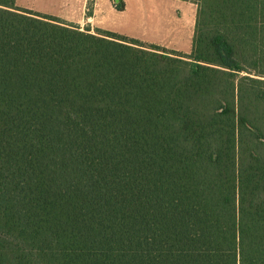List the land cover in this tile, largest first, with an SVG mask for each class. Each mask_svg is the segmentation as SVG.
Instances as JSON below:
<instances>
[{"label": "trees", "instance_id": "obj_1", "mask_svg": "<svg viewBox=\"0 0 264 264\" xmlns=\"http://www.w3.org/2000/svg\"><path fill=\"white\" fill-rule=\"evenodd\" d=\"M199 6L184 53L0 0V264H264V0Z\"/></svg>", "mask_w": 264, "mask_h": 264}, {"label": "rangeland", "instance_id": "obj_2", "mask_svg": "<svg viewBox=\"0 0 264 264\" xmlns=\"http://www.w3.org/2000/svg\"><path fill=\"white\" fill-rule=\"evenodd\" d=\"M36 9H48L59 12L63 0H31ZM66 1V0H64ZM124 1V0H123ZM199 9L200 0H197ZM166 0H132L129 13L124 14L133 22L126 31L129 37L143 41L145 44H160L166 51L179 50L189 52L192 49L196 27V8L193 12L180 11L175 15V8L166 4ZM43 13V12H42ZM50 14V13H46ZM52 15V14H51ZM86 25L84 29H86Z\"/></svg>", "mask_w": 264, "mask_h": 264}, {"label": "crops", "instance_id": "obj_3", "mask_svg": "<svg viewBox=\"0 0 264 264\" xmlns=\"http://www.w3.org/2000/svg\"><path fill=\"white\" fill-rule=\"evenodd\" d=\"M131 1L132 0H63L60 1L62 9L59 12L51 11L48 9H36V7L34 6V2L31 0H16V6L32 9L38 12L50 13L80 26L81 29H84V26L86 25V29L92 33H96L100 30H108L129 37V33L123 30L127 29L130 23L133 22L132 19L124 16V14L130 12L129 9ZM166 1V4H169L175 8V15L180 11L193 12L194 8H196V13H198L197 0ZM155 2H157V0H155ZM119 4L123 6L120 8L118 6ZM191 51L180 52L190 53Z\"/></svg>", "mask_w": 264, "mask_h": 264}]
</instances>
